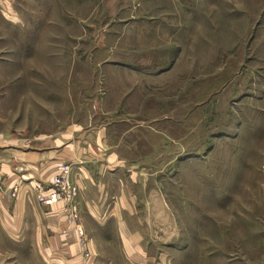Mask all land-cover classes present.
I'll use <instances>...</instances> for the list:
<instances>
[{"label": "rangeland", "instance_id": "rangeland-1", "mask_svg": "<svg viewBox=\"0 0 264 264\" xmlns=\"http://www.w3.org/2000/svg\"><path fill=\"white\" fill-rule=\"evenodd\" d=\"M68 128L120 206L98 226L71 176L50 264H264V0H0V133Z\"/></svg>", "mask_w": 264, "mask_h": 264}, {"label": "crops", "instance_id": "crops-1", "mask_svg": "<svg viewBox=\"0 0 264 264\" xmlns=\"http://www.w3.org/2000/svg\"><path fill=\"white\" fill-rule=\"evenodd\" d=\"M74 133L78 132L71 128L49 137L0 133V264H19L18 254L23 262L25 251L36 253L49 264L55 261L58 249L70 258L73 246L58 248L63 242L60 232L65 228L60 204L41 207L32 191L36 185L49 183L58 165L70 167L78 189L79 210L98 226H103L108 213L119 212L120 202L114 203L113 190L123 163L114 152L104 150L99 132H88L77 139L72 138ZM12 187L17 188L15 197L9 194ZM117 227L125 233L122 221Z\"/></svg>", "mask_w": 264, "mask_h": 264}, {"label": "built area", "instance_id": "built-area-1", "mask_svg": "<svg viewBox=\"0 0 264 264\" xmlns=\"http://www.w3.org/2000/svg\"><path fill=\"white\" fill-rule=\"evenodd\" d=\"M37 200L40 205L54 206L62 203L64 206L72 208L74 199L77 196V190L71 180V169L67 165L57 167L56 174L51 178L49 187L43 190L36 188ZM82 236L81 232H79Z\"/></svg>", "mask_w": 264, "mask_h": 264}]
</instances>
